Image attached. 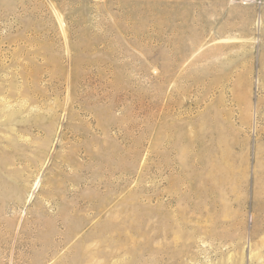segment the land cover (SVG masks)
<instances>
[{"label":"rangeland","instance_id":"rangeland-1","mask_svg":"<svg viewBox=\"0 0 264 264\" xmlns=\"http://www.w3.org/2000/svg\"><path fill=\"white\" fill-rule=\"evenodd\" d=\"M0 264H264V0H0Z\"/></svg>","mask_w":264,"mask_h":264}]
</instances>
